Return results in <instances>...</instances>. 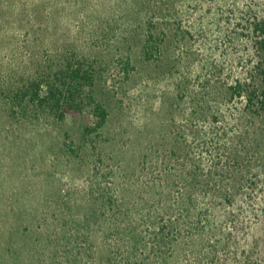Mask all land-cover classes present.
<instances>
[{
	"label": "rangeland",
	"instance_id": "obj_1",
	"mask_svg": "<svg viewBox=\"0 0 264 264\" xmlns=\"http://www.w3.org/2000/svg\"><path fill=\"white\" fill-rule=\"evenodd\" d=\"M262 19L264 0H0V264H23L27 244L54 264L58 226L70 235L87 206L102 205L98 192L121 177L157 186L182 161L198 177L201 215L167 264H264V114L231 89L259 83L252 29ZM147 30L162 38L149 59ZM66 49L98 76L93 92L109 111L101 140L83 137L88 109L60 123L4 110L1 91Z\"/></svg>",
	"mask_w": 264,
	"mask_h": 264
},
{
	"label": "trees",
	"instance_id": "obj_2",
	"mask_svg": "<svg viewBox=\"0 0 264 264\" xmlns=\"http://www.w3.org/2000/svg\"><path fill=\"white\" fill-rule=\"evenodd\" d=\"M55 32H58L56 28ZM252 32L257 44L264 49V19L253 23ZM144 34L142 52L144 58L149 59L159 54L162 38L156 37L151 30ZM155 58L158 59V56ZM91 64L74 49H66L61 61L54 62L41 75L14 91H1L4 110L26 122L38 114L37 120L41 117L43 122L51 120L60 123L67 114L88 109L93 122L86 126L83 137L94 134L96 139H103L109 111L94 95L98 76ZM127 64L123 69L126 74ZM257 69L260 70L258 84L244 85L237 81L231 89L233 96L243 98L246 111L264 114V69L258 63ZM174 140L177 143L182 139L176 137ZM64 144L70 154L74 152L71 143L64 141ZM175 154L178 153L174 148L170 155ZM179 166L167 168V177H163L157 186L151 181L135 186L133 177H121L114 183L115 190L98 192L94 201H100L102 205L87 206L85 209L89 217L85 213L82 220L70 228V235L65 236V223L58 226L53 263L167 264V248L172 243L176 248L181 246L179 238L190 234V225L195 226L201 215L194 207L199 200L198 177L190 175L191 172L184 175V161ZM98 217L100 221H94ZM17 233L18 230L15 235ZM198 234H192L193 241ZM28 237L26 235L25 238ZM26 248L28 251L24 254L23 264H43V258L31 252L30 244Z\"/></svg>",
	"mask_w": 264,
	"mask_h": 264
}]
</instances>
